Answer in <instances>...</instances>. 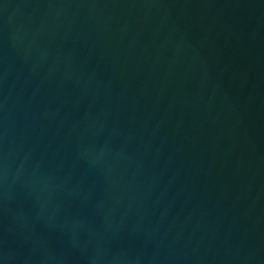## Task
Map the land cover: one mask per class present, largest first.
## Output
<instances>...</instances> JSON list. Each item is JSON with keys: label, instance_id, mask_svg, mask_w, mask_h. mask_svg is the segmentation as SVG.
Returning <instances> with one entry per match:
<instances>
[{"label": "water", "instance_id": "95a60500", "mask_svg": "<svg viewBox=\"0 0 264 264\" xmlns=\"http://www.w3.org/2000/svg\"><path fill=\"white\" fill-rule=\"evenodd\" d=\"M0 264H264V0H0Z\"/></svg>", "mask_w": 264, "mask_h": 264}]
</instances>
